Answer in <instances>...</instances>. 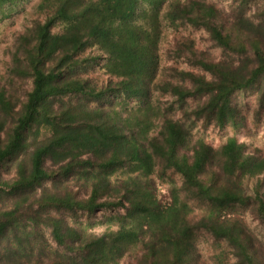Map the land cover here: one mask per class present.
<instances>
[{"label": "trees", "instance_id": "trees-1", "mask_svg": "<svg viewBox=\"0 0 264 264\" xmlns=\"http://www.w3.org/2000/svg\"><path fill=\"white\" fill-rule=\"evenodd\" d=\"M231 1L37 4L0 77V264H264V150L238 137L241 94L264 112V0Z\"/></svg>", "mask_w": 264, "mask_h": 264}, {"label": "rangeland", "instance_id": "rangeland-1", "mask_svg": "<svg viewBox=\"0 0 264 264\" xmlns=\"http://www.w3.org/2000/svg\"><path fill=\"white\" fill-rule=\"evenodd\" d=\"M41 0H29L23 4H19L12 8L11 16L8 18H3V15L0 14V77L7 76V70L11 63L10 54H8V50L13 46L15 42V36L18 33L24 32L28 27L32 25L35 16V7ZM217 4L218 7L228 8L231 4V0H209ZM180 32L185 36H190L196 40L197 47L201 50H206L210 53L211 56L219 58L221 52L219 49L214 47L210 40L208 39V35L205 31L194 29L191 27L180 28ZM170 33V30L167 31ZM171 39V38H170ZM172 40V39H171ZM171 41L165 40L164 44ZM165 63L168 66H173L175 68H179L181 70H193L191 66H189L182 59H174V58H165ZM88 75L94 78L98 83H101L106 80L108 77L104 70L101 67H96L89 69L86 71ZM2 78V81H3ZM239 101L241 108L243 109V113L248 116V127L244 128L239 134L238 137L241 141H245L249 147L252 148H260L264 150V112L257 118L256 112L258 109V104L256 100V95L253 93H245L239 96ZM136 105L135 102H131L129 104V108L134 107ZM196 130H199L201 134L206 136L209 141L214 145L218 146L220 142L229 134L231 131L229 129L225 131H219L213 126L208 127L207 129L202 128V124L196 127ZM169 175L171 173H168ZM172 175V174H171ZM170 175V176H171ZM7 178H11L12 175H6ZM125 175L120 172L115 178H124ZM174 179L180 181V178L177 175H172ZM159 194L164 195L167 194V190L169 187V176L165 178L155 177ZM249 210H246L247 214V223L250 228L255 233H264L263 225H260L258 221H256L253 217L250 216ZM103 215V213H99L98 218ZM82 221L85 220V216L80 218ZM116 228L113 227L112 230ZM108 230L107 226L99 225L94 228V232L97 234H101ZM205 243V241L203 242Z\"/></svg>", "mask_w": 264, "mask_h": 264}]
</instances>
